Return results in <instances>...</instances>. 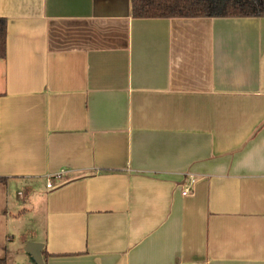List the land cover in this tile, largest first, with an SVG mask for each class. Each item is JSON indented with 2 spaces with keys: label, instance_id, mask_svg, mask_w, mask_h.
Wrapping results in <instances>:
<instances>
[{
  "label": "crops",
  "instance_id": "0c3cea01",
  "mask_svg": "<svg viewBox=\"0 0 264 264\" xmlns=\"http://www.w3.org/2000/svg\"><path fill=\"white\" fill-rule=\"evenodd\" d=\"M0 18V214L40 229L0 258L17 235L19 264L32 243L43 264H264V17L0 0Z\"/></svg>",
  "mask_w": 264,
  "mask_h": 264
},
{
  "label": "trees",
  "instance_id": "16d2710c",
  "mask_svg": "<svg viewBox=\"0 0 264 264\" xmlns=\"http://www.w3.org/2000/svg\"><path fill=\"white\" fill-rule=\"evenodd\" d=\"M135 19L264 17V0H131ZM6 20L0 18V59L5 58ZM0 264H6L0 258Z\"/></svg>",
  "mask_w": 264,
  "mask_h": 264
},
{
  "label": "rangeland",
  "instance_id": "374dc122",
  "mask_svg": "<svg viewBox=\"0 0 264 264\" xmlns=\"http://www.w3.org/2000/svg\"><path fill=\"white\" fill-rule=\"evenodd\" d=\"M14 195V193H13ZM15 197H17V193H15ZM3 214H0V245H1V252L4 249L5 243L8 241V237H5V235H11V232H24L26 234L25 228L21 230V226H26V224H29V231H27V234L30 236V232L32 230H37L38 225L33 227L32 223L30 221L25 222H19L17 220H9L2 217ZM25 219V218H24ZM21 223V224H20ZM40 231V229H38ZM41 234V233H40ZM26 253V252H25ZM5 254V253H3ZM26 254H22V241L19 237H17L14 240V244H10L8 246V251L6 253L5 259L7 260V264H19L20 261L25 262L27 261V258L25 256ZM4 257V256H3Z\"/></svg>",
  "mask_w": 264,
  "mask_h": 264
},
{
  "label": "water",
  "instance_id": "95a60500",
  "mask_svg": "<svg viewBox=\"0 0 264 264\" xmlns=\"http://www.w3.org/2000/svg\"><path fill=\"white\" fill-rule=\"evenodd\" d=\"M41 249L42 245L37 243L29 244L26 247V252L32 257L33 261H35L37 264H43L41 257Z\"/></svg>",
  "mask_w": 264,
  "mask_h": 264
},
{
  "label": "built area",
  "instance_id": "2783aa9c",
  "mask_svg": "<svg viewBox=\"0 0 264 264\" xmlns=\"http://www.w3.org/2000/svg\"><path fill=\"white\" fill-rule=\"evenodd\" d=\"M193 183H194L193 180H191L190 183H189L187 186L184 187V189H183V191H182V194H183V195H187V194L190 193V187H191V185H192ZM47 187H51L50 184H48Z\"/></svg>",
  "mask_w": 264,
  "mask_h": 264
}]
</instances>
